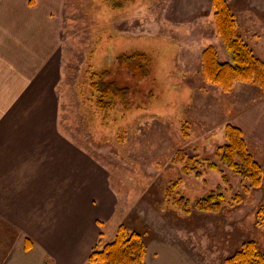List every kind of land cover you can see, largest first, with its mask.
<instances>
[{"label": "rangeland", "instance_id": "rangeland-1", "mask_svg": "<svg viewBox=\"0 0 264 264\" xmlns=\"http://www.w3.org/2000/svg\"><path fill=\"white\" fill-rule=\"evenodd\" d=\"M129 1H122L132 8L125 11H113L109 0L65 4L58 129L97 161L107 178L104 200L89 201L94 214L86 229L95 242L73 258L88 264L93 249L112 241L120 226L143 236L146 264H226L251 240L264 252V188L233 205V195L241 190L236 176L226 185L219 172L201 168L198 179L193 173L184 176L183 165L172 163L179 150L216 162L217 148L226 143L232 103H250L263 93L240 82L225 93L204 80L202 54L208 47L217 49L221 61L231 60L217 33L212 0ZM229 4L239 32L264 61V12L259 11L264 3ZM135 52L149 57L148 75L141 80L118 64L119 55ZM98 70L113 71V78L129 88L127 109L95 111L90 77ZM176 182L174 196L192 202L221 186L226 206L220 213L194 210L185 216L167 201ZM33 248L30 236L0 220V264L18 263Z\"/></svg>", "mask_w": 264, "mask_h": 264}, {"label": "crops", "instance_id": "crops-1", "mask_svg": "<svg viewBox=\"0 0 264 264\" xmlns=\"http://www.w3.org/2000/svg\"><path fill=\"white\" fill-rule=\"evenodd\" d=\"M65 4L0 0V220L34 240L14 264H78L96 239L89 201L106 194L105 170L58 129ZM232 107L228 123L264 170V96Z\"/></svg>", "mask_w": 264, "mask_h": 264}, {"label": "trees", "instance_id": "trees-1", "mask_svg": "<svg viewBox=\"0 0 264 264\" xmlns=\"http://www.w3.org/2000/svg\"><path fill=\"white\" fill-rule=\"evenodd\" d=\"M109 1L114 2L113 11H121L124 8L122 1L129 2V0ZM212 5L218 36L231 60L221 61L217 49L213 46L208 47L202 54L204 80L219 87L225 93L232 92L238 82L257 86L264 96V61L255 54L239 32L237 19L229 0H212ZM118 64L121 68L127 69L137 80L148 75L149 57L145 53L121 54ZM113 75L114 72L111 70H98L90 77L91 88L94 91L90 102H93L97 112L108 114L122 106L124 109L128 108L129 88L120 85ZM224 138L226 143L216 150V162L201 159L198 155L189 157L185 151L179 150L173 157L172 163L183 165L184 176L193 173L198 179L203 177L201 168L219 172L226 185L231 183L230 177L236 176L241 190L233 195L231 204L239 205L251 195L253 190L263 186L264 170L251 153L241 128L228 123L224 127ZM177 188L179 182L169 188L167 201L171 200L172 206L182 209L185 216L190 215L194 210L206 214L220 213L226 206V202L223 201L225 194L221 186L195 202L184 196L175 197L173 193ZM26 244V249L30 250L32 243L27 241ZM146 257L147 245L143 236L125 226H120L115 238L102 247H95L87 262L88 264H146ZM226 264H264V252L255 241H247L241 245L240 250L227 259Z\"/></svg>", "mask_w": 264, "mask_h": 264}]
</instances>
